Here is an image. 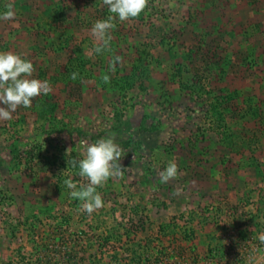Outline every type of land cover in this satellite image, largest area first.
I'll return each instance as SVG.
<instances>
[{"label": "rangeland", "instance_id": "rangeland-1", "mask_svg": "<svg viewBox=\"0 0 264 264\" xmlns=\"http://www.w3.org/2000/svg\"><path fill=\"white\" fill-rule=\"evenodd\" d=\"M11 2L0 51L53 91L0 120V264H264V0H149L99 54L103 0ZM108 136L124 174L89 215L64 180Z\"/></svg>", "mask_w": 264, "mask_h": 264}, {"label": "clouds", "instance_id": "clouds-1", "mask_svg": "<svg viewBox=\"0 0 264 264\" xmlns=\"http://www.w3.org/2000/svg\"><path fill=\"white\" fill-rule=\"evenodd\" d=\"M149 0H103L110 15L106 19L95 21L91 28V35L95 40V53L111 51V30L116 25L114 21H127L137 18L148 6ZM15 19V9L11 0L4 5L0 12V21ZM122 63V57L114 56L109 63V71L115 72L116 64ZM35 68L33 62L23 55L12 51H0V120H11L12 114L19 107L30 108L35 98L48 95L53 91L47 80L32 78ZM77 73L71 78L76 79ZM105 83H110V76L102 77ZM80 156L73 158L70 163L73 168L79 169L78 175L86 183L73 181L70 177L64 180L65 186L70 190V197L81 202L80 210L91 215L104 206L98 187H103L109 178H122L124 168L120 163L123 151L115 142L113 136H108L89 143L79 140ZM71 148L67 150L69 153ZM69 163V161H68ZM178 176V165L169 161L166 168L159 172L161 183H167ZM179 194V192L174 193ZM264 242V237L261 238Z\"/></svg>", "mask_w": 264, "mask_h": 264}, {"label": "trees", "instance_id": "trees-1", "mask_svg": "<svg viewBox=\"0 0 264 264\" xmlns=\"http://www.w3.org/2000/svg\"><path fill=\"white\" fill-rule=\"evenodd\" d=\"M113 233H114V232L111 231V232L108 234V238L113 237V236H114ZM33 234H34V233H32L31 235L34 236ZM132 254H133L134 256H136V254H138V257H137V258H136V257L133 258V261H135V262H138V260L140 261V260H141L140 257L143 256V255H141L140 253H138V251H136V250H133V251H132ZM137 259H138V260H137Z\"/></svg>", "mask_w": 264, "mask_h": 264}]
</instances>
